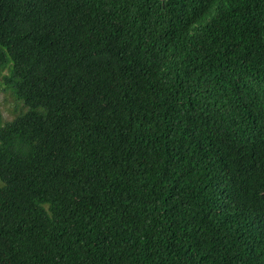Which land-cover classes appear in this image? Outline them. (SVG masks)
Segmentation results:
<instances>
[{
  "label": "trees",
  "instance_id": "1",
  "mask_svg": "<svg viewBox=\"0 0 264 264\" xmlns=\"http://www.w3.org/2000/svg\"><path fill=\"white\" fill-rule=\"evenodd\" d=\"M0 75V264H264V0H0Z\"/></svg>",
  "mask_w": 264,
  "mask_h": 264
},
{
  "label": "rangeland",
  "instance_id": "2",
  "mask_svg": "<svg viewBox=\"0 0 264 264\" xmlns=\"http://www.w3.org/2000/svg\"><path fill=\"white\" fill-rule=\"evenodd\" d=\"M3 72L2 75H5ZM0 75V112L4 121H11L14 117L25 112L26 107L16 99L12 90L7 87Z\"/></svg>",
  "mask_w": 264,
  "mask_h": 264
},
{
  "label": "bare ground",
  "instance_id": "3",
  "mask_svg": "<svg viewBox=\"0 0 264 264\" xmlns=\"http://www.w3.org/2000/svg\"><path fill=\"white\" fill-rule=\"evenodd\" d=\"M28 1V0H27ZM67 1V0H66ZM80 1V0H79ZM47 2V1H46ZM54 2V1H53ZM59 2V1H58ZM112 2V1H111ZM48 3V2H47ZM93 3H95V2H93ZM68 4V3H67ZM78 4V3H77ZM88 4V3H87ZM97 4V3H96ZM100 4V3H99ZM98 4V5H99ZM54 5V4H53ZM40 6V5H39ZM58 6V5H57ZM60 6V5H59ZM61 6H63V5H61ZM75 6V5H74ZM77 6V5H76ZM75 6V7H76ZM85 5H83V7H84ZM90 6V5H89ZM42 7V6H41ZM44 7V6H43ZM67 7V6H66ZM79 7V6H78ZM88 7V6H87ZM48 8H50V7H48ZM48 8H46V9H48ZM68 8V7H67ZM72 8V7H71ZM97 9V8H96ZM69 10V9H68ZM82 10V9H81ZM90 10V9H89ZM88 10V11H89ZM92 10V9H91ZM55 11V10H54ZM61 11H63V10H61ZM49 12V11H48ZM88 13V12H87ZM94 13H96V12H94ZM51 14V13H50ZM65 14V13H64ZM89 14V13H88ZM91 14V13H90ZM46 15V14H45ZM57 15V14H56ZM63 15V14H62ZM73 15V14H72ZM75 15V14H74ZM87 15V14H86ZM92 15V14H91ZM68 16V15H67ZM80 16V15H79ZM94 16V15H93ZM59 17V16H58ZM90 17V16H89ZM48 18V17H47ZM62 18V17H61ZM64 19V18H63ZM62 24H64V23H62ZM65 25V24H64ZM68 26V25H67ZM51 27V26H50ZM56 28V27H55ZM54 29V28H53ZM45 35H47V34H45ZM45 37V36H44ZM43 40V39H42ZM30 43V42H29ZM31 45V44H30ZM27 46V45H26ZM39 51V50H38ZM146 73H148V72H146ZM153 75V74H152ZM162 80V79H161ZM257 116V115H256ZM253 117H255L254 115H253ZM260 118V117H259ZM253 119V118H252ZM258 122H259V120H258ZM255 131H257V130H255Z\"/></svg>",
  "mask_w": 264,
  "mask_h": 264
}]
</instances>
